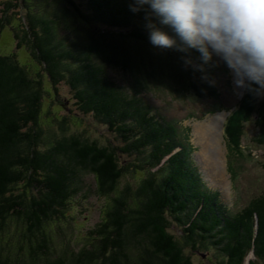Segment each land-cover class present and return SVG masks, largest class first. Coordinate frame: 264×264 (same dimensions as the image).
<instances>
[{"label":"trees","instance_id":"trees-1","mask_svg":"<svg viewBox=\"0 0 264 264\" xmlns=\"http://www.w3.org/2000/svg\"><path fill=\"white\" fill-rule=\"evenodd\" d=\"M42 1L7 4L20 7V30L10 18L0 21L1 31L13 26L18 47L27 48L33 61L28 65L16 52L0 53V264H192L186 246L217 251L220 264H244L250 254L249 264L264 262V192L230 214L191 164V147L176 124L145 97L159 86L200 99L216 97L213 74L219 66L205 63L195 49L153 47L146 12L131 11L133 0H84L86 10L75 0H61L55 11L40 8ZM75 19L87 32L77 39L62 37V23ZM182 57L192 64L186 67ZM111 68L128 75L130 84L116 82ZM42 72L55 96L65 84L76 111L106 126L120 145L69 134L65 122L59 132L47 134L41 119L50 92ZM259 94L246 90L227 119L230 154L237 152L252 117L258 130L254 141L264 146ZM138 172L147 176L135 192L121 188L128 174ZM88 176L111 204L91 232L94 244L57 254L46 227L64 219ZM172 221L184 232V245L171 233ZM12 226L24 232L9 236Z\"/></svg>","mask_w":264,"mask_h":264},{"label":"rangeland","instance_id":"rangeland-1","mask_svg":"<svg viewBox=\"0 0 264 264\" xmlns=\"http://www.w3.org/2000/svg\"><path fill=\"white\" fill-rule=\"evenodd\" d=\"M60 1L43 0L40 8L47 7L50 11H55ZM75 1L86 10L84 0ZM8 3L17 5L16 0H0V21L10 18L14 28L20 30L21 23L18 18L21 9L18 6L8 7ZM13 26L0 30V53L16 52L22 63L33 65L30 51L25 47H18ZM87 29L77 19L65 21L62 23V37L81 38ZM212 61L220 68L213 74L218 89L216 97L200 99L186 92L179 94L168 86L151 87L145 97L156 113L176 124L191 147L190 162L199 172L203 183L219 194L221 204L230 214H237L264 192V146L254 141L258 130L252 117L244 124L237 152L234 150L230 154L223 130L246 90L236 86L232 70L219 57L213 55ZM42 74L46 79L45 73ZM110 74L120 85L130 84L129 76L121 70L111 68ZM45 86L50 94L44 97L41 123L47 134L59 132V123L65 122L69 134L83 133L101 145H120L119 139L106 126L76 111L72 92L65 84L60 85L59 96L54 95L47 79ZM258 99H264V92H260ZM210 159L216 167L213 172L209 168ZM146 176L142 172L128 174L120 183L121 188L129 186L135 192ZM110 204L108 197L97 194V184L93 176L86 177L84 190L69 202L64 219H54L46 227L55 253L60 254L67 247L74 252L94 244L95 239L91 232L103 221ZM172 223L171 233L184 245V232L182 233L180 225L173 221ZM15 227H11L9 236L19 237L24 232L23 228ZM184 252L190 257L192 264H220L222 260V256L210 248L193 250L186 246ZM253 259L250 254L244 264H249ZM256 264L264 262L259 261Z\"/></svg>","mask_w":264,"mask_h":264},{"label":"clouds","instance_id":"clouds-1","mask_svg":"<svg viewBox=\"0 0 264 264\" xmlns=\"http://www.w3.org/2000/svg\"><path fill=\"white\" fill-rule=\"evenodd\" d=\"M141 10L153 47L195 49L205 63L215 55L232 70L237 87L264 92V0H133L131 11Z\"/></svg>","mask_w":264,"mask_h":264},{"label":"bare ground","instance_id":"bare-ground-1","mask_svg":"<svg viewBox=\"0 0 264 264\" xmlns=\"http://www.w3.org/2000/svg\"><path fill=\"white\" fill-rule=\"evenodd\" d=\"M210 161H211V163H210L211 165L209 166V168L212 169V172H213V170H215L216 167H215L214 163H212V159H210Z\"/></svg>","mask_w":264,"mask_h":264}]
</instances>
